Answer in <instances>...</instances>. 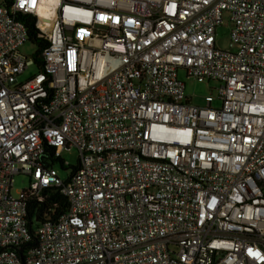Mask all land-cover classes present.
Returning <instances> with one entry per match:
<instances>
[{
	"label": "built area",
	"instance_id": "2783aa9c",
	"mask_svg": "<svg viewBox=\"0 0 264 264\" xmlns=\"http://www.w3.org/2000/svg\"><path fill=\"white\" fill-rule=\"evenodd\" d=\"M0 264H264V0H0Z\"/></svg>",
	"mask_w": 264,
	"mask_h": 264
},
{
	"label": "rangeland",
	"instance_id": "374dc122",
	"mask_svg": "<svg viewBox=\"0 0 264 264\" xmlns=\"http://www.w3.org/2000/svg\"><path fill=\"white\" fill-rule=\"evenodd\" d=\"M228 34H229V29L227 28V26L222 25L217 28L216 38H215V44L217 48H220L223 50L228 49ZM20 51L26 57L30 58L35 53L36 46L30 43H26L20 48ZM34 72H35V69L32 66H29L28 68H26L24 74L20 77V80L27 78L30 74ZM178 77L185 85L186 96L192 97L193 103L197 105H201L202 98L204 96L209 95V94L211 95L215 94V92L210 90L209 88V87H212V85L210 84L207 85L205 83H199L192 78L186 79L185 74L182 71H179ZM77 157H78V153L75 149L61 153V158L70 167L76 166ZM54 169L57 171L61 179L64 180L67 177L68 172L64 171L60 167L59 164H55ZM27 185H28L27 177L22 176V175H16L14 177L12 193L16 194L18 191L22 189H26Z\"/></svg>",
	"mask_w": 264,
	"mask_h": 264
},
{
	"label": "trees",
	"instance_id": "16d2710c",
	"mask_svg": "<svg viewBox=\"0 0 264 264\" xmlns=\"http://www.w3.org/2000/svg\"><path fill=\"white\" fill-rule=\"evenodd\" d=\"M22 21L25 23V26L27 28V31H28V36H29V39L30 41L35 40L36 39V31L33 27V19L29 16H24L21 18ZM44 48V43H40L37 48H36V51L35 53L36 54H41V51L43 50ZM36 63H37V66L39 68L42 67V63H41V59L40 58H37L36 60ZM47 192V201L49 202V205H53V206H56V209L54 210V213H59L61 211V208L65 207V200L62 199L58 194L57 192L55 191H51V190H48L46 191ZM46 208V207H44ZM43 210L42 207H40L39 209V212L41 213Z\"/></svg>",
	"mask_w": 264,
	"mask_h": 264
}]
</instances>
